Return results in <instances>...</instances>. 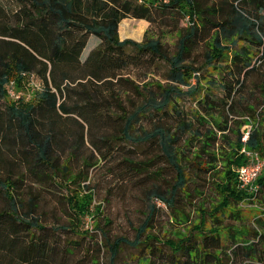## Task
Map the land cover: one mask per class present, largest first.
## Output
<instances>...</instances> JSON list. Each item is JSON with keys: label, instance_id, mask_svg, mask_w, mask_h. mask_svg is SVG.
Returning <instances> with one entry per match:
<instances>
[{"label": "trees", "instance_id": "trees-1", "mask_svg": "<svg viewBox=\"0 0 264 264\" xmlns=\"http://www.w3.org/2000/svg\"><path fill=\"white\" fill-rule=\"evenodd\" d=\"M126 17L149 22L141 41L119 38ZM151 28L180 29L175 51ZM158 61L168 65L164 83L147 79ZM263 65L264 0H0V264H63L76 247L58 246L59 236L95 230L109 264L123 244L143 252L136 264H160L163 245L170 264H229L240 254L264 264V167L249 191L232 169L247 161L243 146L264 156ZM142 144L156 152L130 159ZM115 158L135 179L157 175L155 162L174 172L167 189L148 190L133 240L108 236L103 201L92 206V169ZM201 184L216 194L209 211ZM243 200L260 214L249 227L223 225L241 219ZM197 201L198 224L176 212ZM157 203L188 234L158 238Z\"/></svg>", "mask_w": 264, "mask_h": 264}, {"label": "rangeland", "instance_id": "rangeland-1", "mask_svg": "<svg viewBox=\"0 0 264 264\" xmlns=\"http://www.w3.org/2000/svg\"><path fill=\"white\" fill-rule=\"evenodd\" d=\"M190 19L185 18L181 20L179 25L180 28H186L191 23ZM149 27V22L145 19L133 18V17H126L123 18L118 25V36L120 39L124 38H132L136 41H141L143 39L145 31ZM179 30L171 31V30H164V31H156L155 29L151 28L148 31L150 36L152 35H159L164 42L167 43L169 48L172 51H175L174 44L178 38ZM168 69V65L164 61H158L156 66L152 70V74L148 76L147 79L150 81L158 80L161 82H165V74ZM262 71L264 73V65L262 66ZM133 77V76H131ZM154 79V80H152ZM257 80L256 76L251 77L248 81L247 90L254 89V83ZM38 82L35 81V85ZM14 94H17V89H13ZM262 100V98H261ZM180 103L185 107H188L190 103L194 104L193 101L183 98L181 99ZM246 127V125L244 126ZM126 148H131L132 144L126 143L124 145ZM136 152H132L131 155L128 157L132 160L141 161L146 160L147 157L153 155L156 152V147L153 149L149 148L147 144L136 145ZM151 150V151H150ZM118 158L104 160L101 159L100 162L96 167L92 169L91 181L90 185L94 188V201L93 204H98L99 202L103 201V210L104 214L109 217L111 223L106 226L108 230V236L112 239L116 236H125L130 240L134 239V230L133 227H136L140 221L144 218V213L147 209V192L150 189H154L156 186L161 187L162 189H167L172 183L173 177V170L168 166L165 162H155L153 163L154 168L157 169L159 172L157 175L147 174L143 176L140 180L135 179L134 173H130L131 176L128 175V171L124 170V163L118 162ZM152 169V168H151ZM236 173V168H232ZM191 178H194V172L189 170ZM139 174L137 177H139ZM220 177V175H219ZM195 183H200L201 180L198 178L193 179ZM211 180V179H210ZM209 180V182H210ZM211 183V182H210ZM257 183V179L253 182L250 186L242 187L237 180V185L240 189L243 190H251ZM194 185V184H193ZM210 185L202 186L201 189L204 191V195L202 198L205 199V208L207 211L210 210V206L208 203L212 199H216V194L214 193L213 188H210ZM199 201H201V199ZM198 200V199H197ZM195 204H187L178 207L176 212H189L190 217L188 218L191 223L198 224L201 220L200 214L198 212V202ZM156 206L159 208L156 213V227L154 228V233L157 235L158 238H161L162 241L165 239H170L174 241L177 237L181 236L179 232L184 234H188L185 224L183 221L181 223L171 222V211L169 208L165 206V204L157 203ZM92 209V207H91ZM240 209V217L239 220H232L228 218L225 220L223 225H233L237 226H247L250 225V221L252 218L259 213V210L262 208L257 205H251L246 201H241L239 203ZM54 215L60 219V211L53 212L47 216V223L56 224ZM55 221V222H54ZM87 226H91L93 224L92 219L86 217ZM205 229L211 226L212 221L210 219H206L205 217ZM220 223V225H222ZM94 231V229H93ZM224 233V232H223ZM51 240L53 237H50ZM74 240L81 241V245L79 247L73 246ZM57 245L61 247H76L75 251L72 255H68L65 251L61 253V256L65 258V262L63 264H109V252L105 244H103L102 235L98 231H94L92 235L81 237L80 234L76 233H67L62 234L59 236V239L56 240ZM163 249L167 252L166 257L160 258V264L168 263L170 264V256L169 251L171 248L167 245H163ZM82 250V251H81ZM142 253L138 248L130 247L127 245H122L118 251L116 256L115 262L117 264H136L137 259L141 258ZM58 259V257H57ZM56 261V260H55ZM163 261V262H162ZM166 261V262H165ZM231 261V262H230ZM228 261L229 264H256L255 262H249L244 259V257L240 254L238 257L230 258ZM225 262V259L223 263Z\"/></svg>", "mask_w": 264, "mask_h": 264}, {"label": "built area", "instance_id": "built-area-1", "mask_svg": "<svg viewBox=\"0 0 264 264\" xmlns=\"http://www.w3.org/2000/svg\"><path fill=\"white\" fill-rule=\"evenodd\" d=\"M246 136L247 133L244 134L243 140L246 139ZM241 152L247 157V161L236 167L237 179L242 187L250 186L264 167V156L259 155L257 152L249 151L244 146L241 148Z\"/></svg>", "mask_w": 264, "mask_h": 264}]
</instances>
